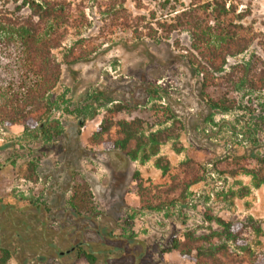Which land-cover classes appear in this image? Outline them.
Returning <instances> with one entry per match:
<instances>
[{"label":"rangeland","instance_id":"1","mask_svg":"<svg viewBox=\"0 0 264 264\" xmlns=\"http://www.w3.org/2000/svg\"><path fill=\"white\" fill-rule=\"evenodd\" d=\"M70 1L84 8L86 22L68 30L54 52L62 71L47 123L57 122L61 134L46 141L31 123L25 132L0 126V202L26 221L31 206L42 204L49 229L76 231L69 189L84 183L101 227L145 244L142 264H196L199 253L207 264H264V185L255 187L246 174L264 160V0H226L236 9L225 30L244 50L220 72L208 70L206 89L198 72L205 54L191 49L188 32H166L162 0ZM69 49L74 62L65 58ZM251 78L263 87L250 88ZM221 96L228 112L206 103ZM119 123L134 132L126 151L114 147L125 137ZM100 124L109 129L95 142ZM159 133L153 146L151 135ZM215 219L231 222L240 244L219 238ZM90 228L85 237L93 239ZM173 238L192 249L190 258L163 253Z\"/></svg>","mask_w":264,"mask_h":264},{"label":"trees","instance_id":"2","mask_svg":"<svg viewBox=\"0 0 264 264\" xmlns=\"http://www.w3.org/2000/svg\"><path fill=\"white\" fill-rule=\"evenodd\" d=\"M108 4L112 9L115 8L114 4ZM157 8L167 16L163 20L166 32H188L191 49L205 54L204 66H200L198 71L204 76V89L208 87V70L220 72L227 57L244 50V46L239 44L240 41H234L225 30L231 27V16L236 9L234 4L227 5L226 0H190L187 5L182 0H162ZM84 22V8L75 6L70 0H0L2 128L21 125L25 132L31 123L38 127L46 141L51 140L54 133L55 136L61 134L57 122L47 123L49 114L56 108V101L52 100L51 93L58 86L62 71L61 63L54 52L62 46L67 31L79 28ZM211 23L217 26L218 34L211 30ZM67 53L68 57L65 58L73 57L72 49ZM73 58L72 62L76 60ZM248 81L250 88H256L262 82L261 79L255 81L252 78ZM260 84L259 88H262L263 83ZM225 102V96L206 100L210 109L228 112L231 107L226 106ZM119 126L125 137L116 141L114 147L126 151L129 142L134 139V132L127 123H119ZM108 129L109 127L100 124L91 138L100 142ZM161 141L160 133L151 135L150 142L153 146ZM156 153L157 149H153L151 155ZM125 156L132 160L137 158L136 152L131 151H127ZM144 159H148V156ZM257 162L260 169L246 173L254 181L255 187L264 185V160ZM30 167L34 173L35 167L32 164ZM28 180L36 181V177ZM195 182L198 179L188 186ZM69 194L68 217L81 223V229L76 231L74 226L49 229L48 210L42 204L31 206L34 214L29 215L30 221H26L17 215L21 210L0 202V264H6L13 257L18 264H74L78 261L85 264H119V261L125 259H129L128 264H142L145 244L132 237L115 235L113 229L101 227L96 219L93 194L86 184L71 186ZM214 222L221 230L217 234L219 238L240 244L238 229L231 222L222 219H215ZM88 228L94 233L93 239L85 237ZM184 246L182 241L173 238L170 247L163 253L177 251L182 257L190 258L192 249L184 251ZM136 247H140L138 251ZM199 254L194 262L207 264L201 259L206 254ZM208 255L213 258L212 252Z\"/></svg>","mask_w":264,"mask_h":264},{"label":"water","instance_id":"3","mask_svg":"<svg viewBox=\"0 0 264 264\" xmlns=\"http://www.w3.org/2000/svg\"><path fill=\"white\" fill-rule=\"evenodd\" d=\"M123 159L126 160L127 158L125 156H123Z\"/></svg>","mask_w":264,"mask_h":264}]
</instances>
